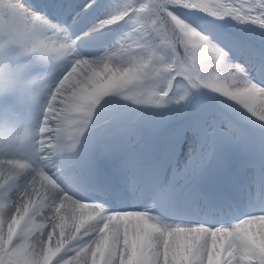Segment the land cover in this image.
Segmentation results:
<instances>
[{
	"label": "snow or ice",
	"instance_id": "6c2138e0",
	"mask_svg": "<svg viewBox=\"0 0 264 264\" xmlns=\"http://www.w3.org/2000/svg\"><path fill=\"white\" fill-rule=\"evenodd\" d=\"M9 48L0 264H264V0H0Z\"/></svg>",
	"mask_w": 264,
	"mask_h": 264
},
{
	"label": "trees",
	"instance_id": "16d2710c",
	"mask_svg": "<svg viewBox=\"0 0 264 264\" xmlns=\"http://www.w3.org/2000/svg\"><path fill=\"white\" fill-rule=\"evenodd\" d=\"M188 18L197 22H202V25L214 31H232L236 33H242L249 37H258L259 29L252 25H241L237 21L231 18H225V20H215L211 16L204 15L202 13H188ZM197 100H200V94H194Z\"/></svg>",
	"mask_w": 264,
	"mask_h": 264
},
{
	"label": "rangeland",
	"instance_id": "374dc122",
	"mask_svg": "<svg viewBox=\"0 0 264 264\" xmlns=\"http://www.w3.org/2000/svg\"><path fill=\"white\" fill-rule=\"evenodd\" d=\"M84 0H79V3H83ZM104 15L103 10H93L91 12V15H88V19L89 21L95 20L97 17H102ZM114 48H109L107 49L108 53H111L112 51H114ZM256 173L253 170H249L248 173L246 174L247 177V185L249 187V194L252 196V188H253V181H254V177H255Z\"/></svg>",
	"mask_w": 264,
	"mask_h": 264
},
{
	"label": "clouds",
	"instance_id": "9594fccd",
	"mask_svg": "<svg viewBox=\"0 0 264 264\" xmlns=\"http://www.w3.org/2000/svg\"><path fill=\"white\" fill-rule=\"evenodd\" d=\"M37 239H39V237H37Z\"/></svg>",
	"mask_w": 264,
	"mask_h": 264
}]
</instances>
